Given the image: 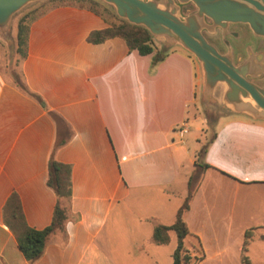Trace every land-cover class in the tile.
I'll use <instances>...</instances> for the list:
<instances>
[{"label": "crops", "instance_id": "0c3cea01", "mask_svg": "<svg viewBox=\"0 0 264 264\" xmlns=\"http://www.w3.org/2000/svg\"><path fill=\"white\" fill-rule=\"evenodd\" d=\"M105 26L72 5L31 23L20 68L64 128L56 130L33 98L0 79V264H28L2 218L11 193L28 225L50 222L55 194L45 182L47 159L65 129L70 138L54 157L71 167L70 208L78 219L66 222L65 242L52 235L32 264H172L174 234L157 245L151 232L154 223L173 221L192 173L201 178L183 218L202 244L198 264L243 256L249 264L243 239L232 242L231 234L264 227V197L261 204L240 197L246 190L264 192V119L221 113L207 138L190 52L173 45L152 64L155 51L129 50L121 37L86 40ZM153 40L156 49L162 46Z\"/></svg>", "mask_w": 264, "mask_h": 264}, {"label": "water", "instance_id": "95a60500", "mask_svg": "<svg viewBox=\"0 0 264 264\" xmlns=\"http://www.w3.org/2000/svg\"><path fill=\"white\" fill-rule=\"evenodd\" d=\"M38 0H0V37L11 33L13 16ZM130 23L149 30L164 47L180 45L197 59L201 72V102L223 113L264 119V87L252 81L264 72L261 53L248 50L235 64L230 49L221 53L204 36L216 27L226 32L230 23H246L256 36L264 37V0H103ZM192 4L194 9L183 11ZM218 93V95H216Z\"/></svg>", "mask_w": 264, "mask_h": 264}, {"label": "trees", "instance_id": "16d2710c", "mask_svg": "<svg viewBox=\"0 0 264 264\" xmlns=\"http://www.w3.org/2000/svg\"><path fill=\"white\" fill-rule=\"evenodd\" d=\"M79 2L82 3H77V1L58 0V2H54L52 5L48 6V8L39 13H37L38 9H34L20 15L17 18L14 27V52L19 54L21 59L25 57L31 23L56 4H72L78 8L87 9L96 15L99 13L100 16L104 13L97 10V0H79ZM191 8V4L183 6L184 11ZM106 12L107 14H110L108 11ZM19 14L20 12L15 14V16ZM102 19L106 23V26L90 31L86 37L88 42L99 43L111 37H121L124 39L129 50H136L142 55L155 51L152 58V64L162 60L167 54L169 50L167 47L160 46L156 49L153 36L147 28L130 23L125 19L119 18L116 14L115 19L112 21L106 20L105 18ZM18 61L16 60V62ZM12 74H14V72H12ZM14 76V86L24 94L33 98L44 110L47 111L48 116L56 125V130L64 128L65 122L61 116L48 108L44 99L38 93L31 90L25 83L23 76H21L22 80H20L17 74H14ZM69 133L70 130L65 129L62 133L57 134L48 154L45 182L55 194V204L48 225L40 229L28 225L22 210L20 199L15 192L10 194L2 208L3 221L13 233L18 248L28 264H32L42 255L46 244L52 235L56 233L60 234L65 242L66 222L78 219V215L72 212L70 208L71 167L69 164L60 162L54 157L56 149L66 143L70 138ZM206 145L207 144L203 145L198 150V158L204 154ZM201 166L208 167L206 164H202ZM200 178V174L195 173H192L189 176L186 195L184 196L181 205L178 207L173 221L169 224L156 222L152 228L151 241L157 245L167 244L170 241L171 233L174 234L176 244L171 253L172 264H198L205 255L199 237L190 232L183 218L184 213L189 209L190 201L192 200L194 192L200 182ZM262 229L264 230V227H262ZM253 233V228L244 232L242 251L247 250L249 239L252 238ZM258 237L264 241V231L261 232ZM242 260L247 263V258L245 256L242 257Z\"/></svg>", "mask_w": 264, "mask_h": 264}, {"label": "rangeland", "instance_id": "374dc122", "mask_svg": "<svg viewBox=\"0 0 264 264\" xmlns=\"http://www.w3.org/2000/svg\"><path fill=\"white\" fill-rule=\"evenodd\" d=\"M64 1V0H63ZM65 1H73L77 3H82L79 2V0H65ZM98 1V6H97V10L100 12H104L102 13V15L100 16V14L98 13L97 16H99L101 19L105 18L106 20H114L115 19V10L114 8L104 2L103 0H97ZM54 2H58V0H38L36 2L30 3L27 6H25L24 8H22L19 12L20 14L17 16H13V20L11 23V33L10 36L6 39H2L0 37V79L1 80H7L9 81L11 84L14 85L13 80H14V74H17L20 78V80H22L21 76H23L21 68H20V55L16 54L14 52V41H13V36L15 34V22L17 20V18L22 15L25 12L34 10V9H38L37 13H39L40 11L48 8V6L52 5ZM65 5H72V4H56L54 7H59V6H65ZM192 5V4H191ZM73 6V5H72ZM49 10H46L44 12V14L48 13ZM194 6L192 5V8L190 10H193ZM87 10V9H86ZM188 10H183L184 12H188L190 11ZM108 11L110 14H107ZM18 13V12H17ZM16 13V14H17ZM42 14V15H44ZM42 15H40L39 17H41ZM117 15V14H116ZM118 16V15H117ZM38 17V18H39ZM119 17V16H118ZM120 18V17H119ZM123 19V18H122ZM103 20V19H102ZM158 43H160L159 41H157ZM161 44V43H160ZM192 61L194 63L196 72V80L198 82L197 85V111L198 113H200L201 115H204L207 119V124H206V130L208 131L207 134V138L210 137L211 132H212V128L214 127V120L216 119V117L223 113L221 112L222 110L220 108H213L212 106L208 105V104H204L203 102H201L200 96H201V72H200V66L199 63L197 61V59L195 58V56L192 53H189ZM16 60L18 62H16ZM12 72H14V74H12ZM24 79V76H23ZM26 83V81H25ZM27 84V83H26ZM216 95H218V93H216ZM193 109H190V113ZM191 116V114H189ZM190 124L192 126V128L196 127L198 125V123H196V121H193V118L189 119ZM198 122V121H197ZM241 196H246L249 197L251 199V201L255 204H257L259 202V204H261V200L264 197V192L262 191H251V190H246V191H242L240 192V197ZM254 229V233L251 239H249V247L247 245V250L243 251V252H248L250 255V260L251 262L249 264H264V241L259 239L258 235L263 232L264 230L261 228H253ZM225 235V234H224ZM232 236V242H237V241H241L242 239H244V236H241L240 234H236L233 233L231 234ZM226 237V235H225ZM251 244V245H250ZM209 264V263H206ZM226 264H247L246 262H244L243 260H241V262H239L235 257H233L228 263Z\"/></svg>", "mask_w": 264, "mask_h": 264}, {"label": "flooded vegetation", "instance_id": "af4514ba", "mask_svg": "<svg viewBox=\"0 0 264 264\" xmlns=\"http://www.w3.org/2000/svg\"><path fill=\"white\" fill-rule=\"evenodd\" d=\"M203 33L219 52L224 53L230 49L235 64L247 57L248 50L255 54L261 53L264 58V37L254 35L246 23H230L226 32L216 27L212 34L207 33L206 30H203ZM250 79L264 87V72Z\"/></svg>", "mask_w": 264, "mask_h": 264}, {"label": "built area", "instance_id": "2783aa9c", "mask_svg": "<svg viewBox=\"0 0 264 264\" xmlns=\"http://www.w3.org/2000/svg\"><path fill=\"white\" fill-rule=\"evenodd\" d=\"M180 131H183V132L186 131L185 126H183V128H181Z\"/></svg>", "mask_w": 264, "mask_h": 264}]
</instances>
